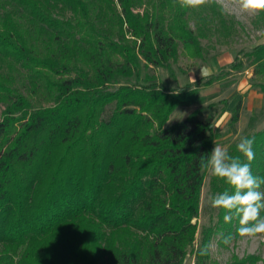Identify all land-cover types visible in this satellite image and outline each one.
<instances>
[{"label":"trees","instance_id":"16d2710c","mask_svg":"<svg viewBox=\"0 0 264 264\" xmlns=\"http://www.w3.org/2000/svg\"><path fill=\"white\" fill-rule=\"evenodd\" d=\"M222 14L216 2L0 0V264H183L190 248L195 264H219L216 227L197 221L216 111L163 125L206 95L168 90L151 70L171 72L179 43L202 57L200 37ZM243 55L264 92V41ZM243 137L255 138L251 171L264 178V125ZM238 143L228 152L247 162ZM225 190L211 174L212 196Z\"/></svg>","mask_w":264,"mask_h":264},{"label":"rangeland","instance_id":"374dc122","mask_svg":"<svg viewBox=\"0 0 264 264\" xmlns=\"http://www.w3.org/2000/svg\"><path fill=\"white\" fill-rule=\"evenodd\" d=\"M158 2L159 0H153ZM222 12L213 24L212 29L205 27V34L200 37L203 46L202 57L194 54L190 48L183 47L180 43L177 47L176 59L171 60V72L164 67H156L151 71L163 82L168 90H179L186 85L199 86V93L206 95L205 101L175 107L169 114V118L163 125L182 119L196 108H201L203 116L213 107L215 120L212 129L217 136L214 145H220L227 150L232 142H239L247 132H253L264 125V113L259 115L253 126H248L249 117L255 111L264 107V92L257 86H252V66L248 64L243 51L251 48L256 43L264 41V17L259 13L248 14L228 3V0H215ZM197 10V8H196ZM69 10H63L58 16L67 17ZM169 15V12H166ZM194 20L190 24L194 26ZM211 27V26H210ZM241 58L243 66L239 69L229 68V63L235 58ZM6 67V66H5ZM207 68L208 74L201 76L200 69ZM7 69V67H6ZM221 72V74H220ZM220 74L219 79L207 84V79L212 74ZM241 98L243 105L238 119L231 120V107ZM3 104L0 103V111ZM109 111V110H108ZM1 117V112H0ZM214 147V146H213ZM210 176L206 171L204 184L201 189L200 211L197 217L199 229L203 224H213L216 231L212 236L210 245L211 258L219 264H228L235 257L243 258L250 254L258 255L253 263L264 264V238L260 235L241 236L239 220L230 222L218 221V208L210 204ZM264 191V185L260 189ZM264 215V213H261ZM195 219V218H194ZM227 241V242H226ZM187 250L183 264H195L194 254Z\"/></svg>","mask_w":264,"mask_h":264},{"label":"clouds","instance_id":"9594fccd","mask_svg":"<svg viewBox=\"0 0 264 264\" xmlns=\"http://www.w3.org/2000/svg\"><path fill=\"white\" fill-rule=\"evenodd\" d=\"M215 0H178L182 8H198ZM230 5L238 7L241 12L256 14L264 12V0H228ZM208 74L207 68L200 69V75ZM254 137H241L236 145L237 151L247 160L242 162L239 156H232L220 145H214L207 157L200 160L202 171H209L213 176L224 180L232 189L210 197L213 208L226 211L225 222H230L233 216L239 219L241 236L260 235L264 238V178L253 175L251 161L255 158ZM227 242V241H226Z\"/></svg>","mask_w":264,"mask_h":264}]
</instances>
